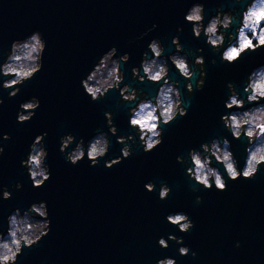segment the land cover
I'll list each match as a JSON object with an SVG mask.
<instances>
[{"label":"water","instance_id":"1","mask_svg":"<svg viewBox=\"0 0 264 264\" xmlns=\"http://www.w3.org/2000/svg\"><path fill=\"white\" fill-rule=\"evenodd\" d=\"M194 2L197 0H0V55L13 40L24 39L33 31H40L47 43L42 71L16 97L9 99L7 91L0 89L4 99L0 144L5 148L0 156V186H9L12 192L10 200L0 201V231H6L8 215L33 202L46 201L51 220L49 235L38 246L25 249L18 264H156L164 257L174 258L177 264H264V166L254 180L228 181L227 190L219 192L214 186L205 190L195 185L184 166L176 162L177 156H186L188 149L198 148L201 142L228 136L243 167L246 141L233 140L220 124V115L227 83L240 89L251 70L264 64V49L234 66L221 64L203 38L193 37L191 25L184 20ZM199 2L205 5L206 18L214 16L219 5L225 11L239 7L233 0ZM154 24L157 27L148 32ZM178 27L183 33H177ZM145 32L148 34L139 38ZM176 35L190 50L189 59H194L197 48H204L207 75L204 88L191 96L187 115L165 129L163 143L146 154L137 138L134 154L109 169L104 161L121 155L122 147L112 136L108 154L96 167H89L87 158L76 166L66 163L59 152L60 136L71 133L87 142L96 135L97 127L107 131L105 111L114 113L119 135L131 132L127 106L119 105L118 91L110 90L104 100L91 103L80 85L101 54L113 46L118 56L130 53V61L123 65L125 82L153 95L154 86L131 81V68L139 66L153 38L161 40L165 55L175 52L171 39ZM172 78L180 79L184 91V81L175 71ZM137 95L144 98L138 90ZM34 96L40 100L35 117L17 123L19 105ZM188 101L185 93V103ZM43 132L48 133L46 162L51 178L37 189L20 162ZM4 134L11 139L3 141ZM17 182L23 185L19 191L11 187ZM149 182L156 184L151 193L144 188ZM161 183L172 189L164 201L158 197ZM197 196L202 198L199 204ZM176 212H184L194 222L189 233H181L166 220ZM169 234L183 239L189 255L180 256L177 249L181 245L173 241L167 249L158 246L157 240ZM237 241L240 247L235 246ZM191 252H196L195 258Z\"/></svg>","mask_w":264,"mask_h":264},{"label":"clouds","instance_id":"2","mask_svg":"<svg viewBox=\"0 0 264 264\" xmlns=\"http://www.w3.org/2000/svg\"><path fill=\"white\" fill-rule=\"evenodd\" d=\"M233 3L239 7L225 11L224 6L219 5L216 14L206 18L205 5L197 0L184 15L185 22L191 25L193 37L203 38L211 52L219 56L220 63L226 66L241 63L246 56L264 49V0H233ZM156 27L154 24L148 32ZM176 31L181 34L183 28L178 27ZM147 34L142 33L139 38ZM171 45L175 52L165 55L166 48L161 40L151 39L139 66L131 68V81L154 86L153 95L139 90L133 83L125 82L123 65L130 61V53L118 56V49L113 46L101 54L81 79L80 85L91 103L104 100L110 90L118 91L119 105L127 106L131 132L119 135L114 113L105 111L103 115L107 131L97 127L96 135L87 142L83 137L77 139L71 133L60 136L59 152L65 157L66 163L76 166L87 158L89 167H96L101 158L108 154L112 136L122 147L121 155L104 161V166L109 169L134 154L133 146L137 144V138L146 154L163 143L165 129L187 115L191 96L204 88L207 75L204 48H197L194 59H189L190 50L184 48L179 35L172 37ZM46 47L43 34L37 30L24 39L13 40L10 48L0 55V89L7 91L9 99L16 97L22 86L42 71ZM211 63L215 65L216 59L213 58ZM198 66H203L204 70L201 71ZM173 71L183 79L184 91L181 90L180 79L172 78ZM227 89L220 124L233 140L246 141L243 167L231 150L232 140L228 136L213 137L201 142L198 148L188 149L186 156L176 157V162L184 166L190 180L205 190H212L214 186L217 191L224 192L228 181L235 182L240 178L254 180L261 166H264V64L251 70L241 82L240 89L232 82L227 83ZM137 90L144 95L143 99L139 98ZM185 93L189 97L188 104L185 103ZM3 104L4 99L0 97V106ZM39 108L40 100L35 96L22 102L16 116L17 123L31 121ZM47 136V132L37 135L30 144L26 158L20 162L21 167L27 170L32 187L37 189L51 178L50 166L46 162L49 155L45 146ZM10 139L8 134L2 136L3 141ZM4 151L5 148L0 144V156ZM11 187L19 191L23 185L17 182ZM144 188L151 193L156 189V184L149 182ZM171 192L167 183H161L159 200H166ZM11 198L9 186H0V201ZM201 202L202 198L197 196L196 203ZM166 220L181 233L187 234L194 227V222L184 212L169 214ZM50 232L51 220L46 201L33 202L23 211L16 208L7 216L6 231H0V264H18V258L24 250L38 246ZM169 241L181 245L177 249L180 256L189 255L190 248L183 246V239L174 234H169L167 238L161 236L157 244L167 249ZM235 246L240 247L239 241ZM196 255V252H191L193 258ZM156 264H177V261L164 257L158 259Z\"/></svg>","mask_w":264,"mask_h":264}]
</instances>
